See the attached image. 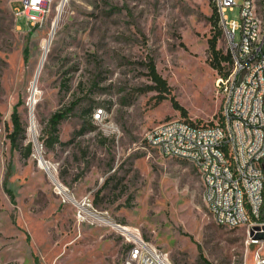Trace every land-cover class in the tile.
<instances>
[{"label":"rangeland","instance_id":"rangeland-1","mask_svg":"<svg viewBox=\"0 0 264 264\" xmlns=\"http://www.w3.org/2000/svg\"><path fill=\"white\" fill-rule=\"evenodd\" d=\"M243 1L227 10L230 23L241 24ZM24 2L0 0V264H132L137 238L172 264H264L247 227L216 224L197 167L145 140L166 121L221 116L213 0H47L36 25L17 15ZM218 48L229 53L223 31ZM150 60L167 98L151 89ZM67 108L62 144L46 147L47 121ZM15 110L21 150L8 137Z\"/></svg>","mask_w":264,"mask_h":264},{"label":"built area","instance_id":"built-area-1","mask_svg":"<svg viewBox=\"0 0 264 264\" xmlns=\"http://www.w3.org/2000/svg\"><path fill=\"white\" fill-rule=\"evenodd\" d=\"M46 1L25 0L17 15L32 25L40 24ZM213 2L233 61L230 73L216 80L223 97L221 116L213 124L166 121L148 131L145 140L149 146L150 141H160L156 149L164 157L169 149L196 153L205 201L216 224L247 227L250 244L264 248V240L251 234L264 232V0L243 1L241 24L230 23L226 16L228 9L237 6L236 0ZM151 247L137 238L130 247L132 264H172L165 252L164 261H153ZM137 250H144L143 259L134 258Z\"/></svg>","mask_w":264,"mask_h":264},{"label":"trees","instance_id":"trees-1","mask_svg":"<svg viewBox=\"0 0 264 264\" xmlns=\"http://www.w3.org/2000/svg\"><path fill=\"white\" fill-rule=\"evenodd\" d=\"M215 22L214 28L217 29V33L213 38L209 40V64L210 66L216 70L219 75L227 76L230 73L231 69L227 70V67L223 65V62L230 64L232 66V56L229 53L223 54V52L218 48V39L222 34V29L218 28L219 16L217 9L214 10ZM149 70V78L153 85L151 89H154L160 93V95L164 98H167V94H170L171 88L168 86L167 81L158 73L155 62L150 60L148 63ZM173 107L180 111L184 117H187V110L173 97L171 99ZM71 108L60 109L51 115L46 124V129L44 130V144L48 148H54L58 144H62L59 136V126L62 121L68 116ZM212 124V123H211ZM12 147L14 149L21 150V142L26 137V129L22 122V119L17 110H15L12 114V129L8 135ZM24 148V158H29L33 152V144L30 142ZM262 221H264V206L262 209ZM200 256L206 261L203 254Z\"/></svg>","mask_w":264,"mask_h":264},{"label":"bare ground","instance_id":"bare-ground-1","mask_svg":"<svg viewBox=\"0 0 264 264\" xmlns=\"http://www.w3.org/2000/svg\"><path fill=\"white\" fill-rule=\"evenodd\" d=\"M51 38H52V35H51V37H49V39H47V42L43 43V45H45V43H46V45L43 47L44 50H43V55H42V61H45V59L47 57L48 49H49V46H50V43H51ZM42 64H43V62H42ZM42 64H41V66H42ZM36 77H37V75H36ZM150 146L153 147V148H160V141H150ZM165 157L185 160V161L193 163L197 167V165H196V163H197V154L196 153L185 152L184 149H169V152L165 153ZM199 172H200L201 177L203 179V170H199ZM123 228H124V230H129L128 227H123ZM138 241H139V238H138ZM150 257H151V259L153 261H164V259L162 257V254L159 253L158 250L155 247H153V246L151 247V250H150Z\"/></svg>","mask_w":264,"mask_h":264},{"label":"water","instance_id":"water-1","mask_svg":"<svg viewBox=\"0 0 264 264\" xmlns=\"http://www.w3.org/2000/svg\"><path fill=\"white\" fill-rule=\"evenodd\" d=\"M27 1L28 0H26V2ZM34 143H35V141H34ZM36 146H37V144H36ZM39 156H40V163H42L47 169H49V167H48L46 161L44 160V158L42 157L40 151H39ZM251 234L257 239L264 240V232H257V233L252 232Z\"/></svg>","mask_w":264,"mask_h":264}]
</instances>
